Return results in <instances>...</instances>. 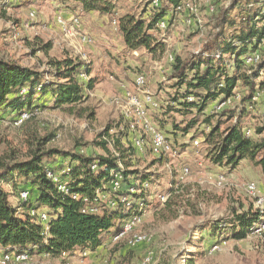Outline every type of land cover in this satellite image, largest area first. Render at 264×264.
Returning a JSON list of instances; mask_svg holds the SVG:
<instances>
[{"label":"rangeland","instance_id":"obj_1","mask_svg":"<svg viewBox=\"0 0 264 264\" xmlns=\"http://www.w3.org/2000/svg\"><path fill=\"white\" fill-rule=\"evenodd\" d=\"M152 1L101 0L100 5L112 7V14L108 15L86 13L77 0H0V59L16 62L52 81L49 64L71 58L90 69L88 77L85 73L78 76L80 83L86 85L90 78L96 81L91 91L84 89L83 99L76 105L57 108L52 97L37 92L26 118L25 113L16 118L17 114L10 110L0 109V159L6 160L12 154L14 162L28 160L37 142L47 138L41 152L104 156L96 145L98 134L108 125L115 127L120 123L121 127L111 133L122 139V145L131 142L136 148L128 159V171L149 175V182L142 186L128 178V186L141 188L135 191L125 185L122 190L129 191V197L122 199L119 192H114V199L136 204L140 214L123 222L121 227L128 226L126 235L118 240L110 236L112 241L106 243L102 252L84 255L74 251L57 258L32 254L26 263L7 261L5 257L12 258L13 253H0V264H264V224L256 225L244 240L227 237V223L235 212L264 214V178L259 169L246 160L235 170L210 166L202 141L194 145L191 141L192 136L208 131L204 126L188 136L170 133L171 122L184 123L190 118L175 115L172 109L176 90L168 80L170 62L174 56L188 57L206 46L216 32L213 16L231 0H184L180 11L174 9L166 15V22H158H164L165 28L157 25L154 32L159 43L166 41V53L129 51L123 47L117 25L112 22L127 13L150 20L156 12L154 3L160 6L158 0ZM258 4L264 14V0ZM75 19L77 24H73ZM224 30L226 35L231 32ZM83 38L90 42L85 43ZM99 46L103 49L100 53L90 50ZM258 53L263 60L264 48ZM258 66L262 69L256 83L264 82V65L248 66ZM138 76L145 81L142 89L134 84ZM246 93L239 87L236 95L219 109L216 107L220 102L210 104L199 121L203 116H213L214 124L217 114L231 112L232 123L237 119L244 130H249V136L258 140L255 130L264 122V91L260 90L253 103L243 101ZM123 122L127 127H123ZM127 124H131L130 128ZM157 130L165 137L166 145L172 147L170 152L168 147L154 151ZM49 160L48 167L61 172L55 176L63 183L60 175L67 172L70 160ZM43 162L48 163L46 158ZM185 169L188 172L183 173ZM249 184H255L256 195L247 188ZM3 189H11L16 203L17 198L25 203L19 199L22 190H29L28 197L34 200L35 189L29 188L24 177H15ZM104 195L106 206L114 209L111 193ZM258 198L263 199L261 204ZM43 214L40 212L39 216ZM216 225L221 231L213 236L211 227ZM133 235L145 236L147 241L129 245ZM147 256H151L150 263H144Z\"/></svg>","mask_w":264,"mask_h":264},{"label":"trees","instance_id":"obj_2","mask_svg":"<svg viewBox=\"0 0 264 264\" xmlns=\"http://www.w3.org/2000/svg\"><path fill=\"white\" fill-rule=\"evenodd\" d=\"M100 1L77 0L86 13L111 15L112 7L100 5ZM183 1L158 0L160 6L153 7L156 12L148 21L129 13L114 20L125 48L129 51L144 49L150 55L163 52L164 45L154 35L157 23L165 21L164 17L174 12L175 7ZM259 1L231 0L227 7L219 10L212 18L216 29L213 38L203 49L188 57L174 56L170 62L168 80L173 82V89L176 90L172 104L175 115L185 119L190 116L184 123L171 122L170 133L188 136L192 130L195 132L199 126H204L208 131L193 136L191 141L194 143L199 142L196 138L201 139V145L206 147L205 159L210 166L235 170L240 162L246 160L259 168L264 177V122L255 130L259 136L255 140L251 136H244L240 121L234 119L232 123L234 115L231 112L217 114L214 124L213 116H203L199 121V116L204 115L210 104L226 102L236 95L239 87L247 91L243 101L248 103H253V92L257 87L259 93L260 90L264 91V82L256 83L262 66L248 68L243 63V58L249 52L259 51L264 44V14L260 12L262 3L259 6ZM233 11L234 16L231 15ZM227 28L231 29L229 35L224 30ZM261 64L264 65V62ZM49 65L54 78L52 81L16 62L0 59V109L10 110L17 114L16 118L22 113L29 114L37 92L52 97L57 108L76 105L83 99L84 89L91 91L96 84L91 78L86 85L78 81L81 73H85L86 77L90 75V69L81 62L63 58ZM123 124V127H127ZM120 127V123L115 127L108 125L98 134L96 145L104 152V156L58 150L41 152L40 147L47 142V138L37 142L28 160L14 162L12 154L7 157L8 160L0 159L1 250L7 254L27 253L53 258L74 251L94 253L106 237L121 231L123 222L140 214L136 204L131 202L128 205L126 201L120 200L114 209H109L106 203L101 204L97 212L84 209L91 206L98 191L110 187L116 173L121 175V190L129 185V177L138 181L140 186L149 182V175L128 171L131 167L128 159L136 148L131 142L127 146L122 145V139L111 133L114 128ZM45 158L48 163L44 164ZM56 158L70 160L68 173L60 175L63 181L60 183L67 192L60 191L57 183L47 176L48 171L61 173L48 167L49 159L55 161ZM15 177H24L29 188L35 189L33 202L27 196V201L22 203L24 213L21 214L10 203L9 195L3 189L4 185L10 186ZM128 187L135 191L141 189L139 186ZM21 192L30 194L29 190ZM119 195L126 198L130 194L122 190ZM136 198L142 201L140 197ZM39 209L44 210L48 217L46 222L39 216ZM233 217L227 223L230 226L227 237L234 241L244 240L256 225L264 224V214L260 212H235ZM211 229L213 236L221 231L217 225Z\"/></svg>","mask_w":264,"mask_h":264},{"label":"bare ground","instance_id":"obj_3","mask_svg":"<svg viewBox=\"0 0 264 264\" xmlns=\"http://www.w3.org/2000/svg\"><path fill=\"white\" fill-rule=\"evenodd\" d=\"M155 1V0H153ZM154 6L155 7H159L157 5V2L154 3ZM182 8V5L179 4L175 7V11L178 12L180 11ZM159 24H162V26H159ZM158 27L159 28H165V24L164 22H161V23H157ZM264 48V44H262L260 46V50L259 51H262V49ZM252 58V60L250 59ZM261 62H264V59L263 60H260V56H259V53L258 51H254V52H249L244 58H243V63L244 65H246L247 67L248 66H254V65H258V64H261ZM140 81H144V78L143 77H140ZM260 93L258 92V94H254L253 96V101H255L258 97H259ZM156 137V135L154 136ZM167 146V145H166ZM153 149L155 152L161 150V149H167V147L163 146V145H159V142L157 141V139H153ZM95 169V167H93V170ZM69 171V169H67V172L65 174H67ZM47 176L48 178L52 179L54 181V183H57L58 185V189L62 192H67V189L60 183L58 182V178L55 176V174H53L51 171H48L47 173ZM121 175H119L118 173L115 174V181L114 182H118V178H119V181L121 180ZM113 182V183H114ZM113 183L111 185H113ZM252 191V189H250ZM20 199L24 202L27 201V193L26 192H21L20 193ZM123 199V198H122ZM84 202H86V200H84ZM123 202V200L121 201ZM129 205V204H128ZM31 214L33 215L34 213L31 212ZM41 219L43 222H46V217H45V214H43L41 216ZM128 231V226L125 225L123 227H121V231L118 232L117 234H115L112 238V240H118L120 239L121 237L125 236L126 233ZM146 237L145 236H142V235H133L131 240L128 242L129 245H132V244H139V243H144L146 242ZM8 257V256H7ZM10 258V257H8ZM12 259L14 261V263H26L29 259V255L27 253H21V254H18V255H15L13 253V256H12ZM7 261H9L10 259H6ZM151 262V256H147L144 260V263H150ZM2 264H4V262H2Z\"/></svg>","mask_w":264,"mask_h":264},{"label":"built area","instance_id":"obj_4","mask_svg":"<svg viewBox=\"0 0 264 264\" xmlns=\"http://www.w3.org/2000/svg\"><path fill=\"white\" fill-rule=\"evenodd\" d=\"M152 1V0H150ZM154 2V1H152ZM73 24H77V20L75 19L73 21ZM112 24L114 25V21L112 22ZM159 26H162V24H159ZM83 41L86 42H90V39L88 38H83ZM134 84L137 87V89H142L145 86V81H140V76L136 77L134 80ZM126 95H128V97L130 96L129 92H125ZM253 94H258V88L255 89V91L253 92ZM134 99V98H133ZM221 104H219V106L216 107V109H219L221 107L222 104H224V102H220ZM23 117L26 118V113L23 115ZM150 125V124H149ZM152 130H155L153 127H151ZM244 136L249 137V130H244L243 131ZM155 139H157V141L159 142V145H163L165 147L169 148V152L171 150V146H166V139L163 136V134L161 132H159V130L156 131V137H154ZM188 172V170H183V173ZM248 189H252L253 190V195H256V188H255V184H249L247 186ZM121 191V181H119L118 178V182H114L113 185H111L110 187H106V189H104V191L102 192H97L95 195V198L92 200V204L91 206L85 207V211L87 212H97L100 205L104 204L105 205V200H104V193H111L112 199H113V206H116V203L120 200V199H114V192H120ZM28 196V195H27ZM257 202H259V204H261L263 202L262 198H258ZM48 219V218H46ZM87 252H84V255H86ZM6 259H12V258H8L5 257Z\"/></svg>","mask_w":264,"mask_h":264},{"label":"crops","instance_id":"obj_5","mask_svg":"<svg viewBox=\"0 0 264 264\" xmlns=\"http://www.w3.org/2000/svg\"><path fill=\"white\" fill-rule=\"evenodd\" d=\"M90 13H92V12H90ZM169 14V13H168ZM167 14V15H168ZM167 19V16H165L164 17V20H166ZM101 33H102V31H101ZM106 42V41H105ZM162 42H163V44L165 43L166 44V41H164V40H162ZM122 44H123V42H122ZM123 47L125 48V46H124V44H123ZM167 47H168V45H164V53H166V49H167ZM93 53H100V51H103V49L99 46V47H96V48H94V47H92L91 49H90ZM133 52H135V51H133ZM150 55V54H149ZM158 63V62H157ZM157 69L159 68H161L160 66H157L156 67ZM170 69H171V66L169 67V72H170ZM245 116V114H243V117ZM128 125V124H127ZM131 125V124H130ZM207 130H208V128H207ZM190 135V134H189ZM193 137V136H192ZM191 137V138H192ZM196 139H198V140H201L200 138H196ZM196 143H198V142H196ZM193 144H195V142L193 143ZM244 162V161H243ZM257 168V167H256ZM259 169V168H258ZM259 171H260V169H259ZM262 175V174H261ZM262 177H263V175H262ZM264 178V177H263ZM8 193V195H9V201H10V203L15 207V208H17V210H18V212L21 214V213H24V209H23V204L22 203H20L19 202V200H18V198L16 199V201H17V203L15 202V198L12 196L11 197V195H14V193L11 191V189L9 190V192H7ZM106 196L104 195V198H105ZM13 199H14V201H13ZM39 210H41V211H39V212H41V213H44V210H42V209H39ZM26 212V211H25ZM112 240H111V238H110V236H108V237H106V239H105V241L103 242V244L94 252V253H99V252H102L103 251V249H105L106 247H107V242H111ZM3 251V252H2ZM0 253H1V256L5 253L4 252V250H1L0 249Z\"/></svg>","mask_w":264,"mask_h":264}]
</instances>
